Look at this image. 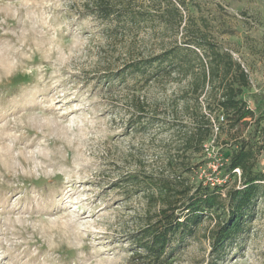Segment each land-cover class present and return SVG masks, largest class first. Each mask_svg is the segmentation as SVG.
<instances>
[{"label": "rangeland", "instance_id": "obj_1", "mask_svg": "<svg viewBox=\"0 0 264 264\" xmlns=\"http://www.w3.org/2000/svg\"><path fill=\"white\" fill-rule=\"evenodd\" d=\"M93 1L0 0V264H153L133 258L148 205L124 180L185 153L197 109L217 99V80L203 81L213 49L247 72L260 123L213 112L192 179L226 181L215 171L240 136L264 172V0H111L121 12L108 20ZM168 51L178 58L127 70ZM226 184L240 186V172ZM262 185L221 260L213 218L164 264H264Z\"/></svg>", "mask_w": 264, "mask_h": 264}, {"label": "trees", "instance_id": "obj_2", "mask_svg": "<svg viewBox=\"0 0 264 264\" xmlns=\"http://www.w3.org/2000/svg\"><path fill=\"white\" fill-rule=\"evenodd\" d=\"M88 6L92 13L105 20L119 18L121 12L111 0H94ZM176 58L178 53L168 51L145 61L132 62L127 70L130 73L144 72ZM211 60L212 71L210 68L204 69L203 81L205 86L217 80V99L207 101L197 109L193 118L194 127L187 131L183 139L185 153L177 159L178 163L158 174L133 173L124 180L123 186L134 188L138 193L144 192L147 197L145 225L138 235L131 238L135 246L133 258L143 262L164 264L174 258L176 250L195 235L206 220L213 218L216 222L210 235L211 250L216 260H221L228 243L244 228L260 195L264 182V172L257 166L260 149L245 136L235 139L233 149L222 157L215 171L218 173L215 179L220 176L226 181L192 179L199 167L206 166L209 160L203 152L205 142L213 133V112L218 114V120L221 115L222 120L230 121L233 127L248 119L260 123L244 97L249 87L244 68L233 60L230 53L214 49ZM212 103L215 108H211ZM194 150L201 153L202 159L198 165L192 162ZM237 169L240 171L241 185L227 188L226 183L237 175Z\"/></svg>", "mask_w": 264, "mask_h": 264}, {"label": "built area", "instance_id": "obj_3", "mask_svg": "<svg viewBox=\"0 0 264 264\" xmlns=\"http://www.w3.org/2000/svg\"><path fill=\"white\" fill-rule=\"evenodd\" d=\"M237 171L240 172L239 169H237Z\"/></svg>", "mask_w": 264, "mask_h": 264}]
</instances>
